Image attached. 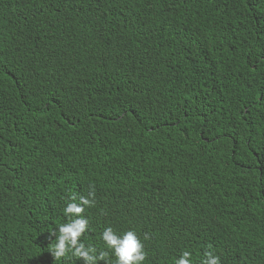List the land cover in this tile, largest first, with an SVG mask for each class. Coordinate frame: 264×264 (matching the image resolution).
Masks as SVG:
<instances>
[{"label":"trees","instance_id":"trees-1","mask_svg":"<svg viewBox=\"0 0 264 264\" xmlns=\"http://www.w3.org/2000/svg\"><path fill=\"white\" fill-rule=\"evenodd\" d=\"M90 185L96 255L264 264V0H0V264H84Z\"/></svg>","mask_w":264,"mask_h":264},{"label":"clouds","instance_id":"clouds-1","mask_svg":"<svg viewBox=\"0 0 264 264\" xmlns=\"http://www.w3.org/2000/svg\"><path fill=\"white\" fill-rule=\"evenodd\" d=\"M77 197H70L64 209V215L69 217L67 223L61 225L51 236H56V243L49 249V253L55 261H60L68 256L71 252L72 256L84 261V264H98V261H104L110 264L109 251L115 257V264H144L147 255L144 251V245L133 231H127L122 236H118L111 227L106 228L101 236L103 243L109 251H101L96 255V249L81 243L89 227V220L84 218L86 208L95 206V188L90 185L89 197H80L79 204ZM74 217V219H72ZM149 237L145 236L144 239ZM206 259L202 264H220L219 257L215 256L211 251L204 253ZM191 254L184 251L175 264H190Z\"/></svg>","mask_w":264,"mask_h":264}]
</instances>
